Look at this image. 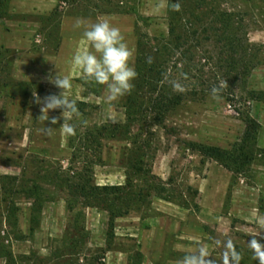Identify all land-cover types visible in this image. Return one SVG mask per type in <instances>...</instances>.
Instances as JSON below:
<instances>
[{
  "label": "rangeland",
  "instance_id": "rangeland-1",
  "mask_svg": "<svg viewBox=\"0 0 264 264\" xmlns=\"http://www.w3.org/2000/svg\"><path fill=\"white\" fill-rule=\"evenodd\" d=\"M11 1L0 0V264H143L145 257L149 264H180L201 245L213 264H225L229 240L240 264H259L250 242L264 245V101L251 92H264V0H217L237 14L241 37L251 46L249 56L239 58L245 75L224 79L209 72L212 86L223 84L221 99L211 92L188 97L163 122L136 79L133 95L109 103L105 86L90 81L68 56H55L64 36L68 54L78 48L94 53L83 33L107 20L120 29L135 68L138 39H170L169 11L179 0H67L66 6L57 0L50 14L23 13L30 11ZM172 60L170 89L189 90L194 74ZM58 72L72 83L66 95L78 107L67 114L74 135L61 128L62 109L50 111L46 121L36 102L61 94L52 82ZM246 115L261 129L259 154L243 175L189 149L203 143L233 150ZM110 124L122 125L114 137L113 128H104ZM47 127L54 128L51 134ZM83 177L94 186H126L129 194L83 195ZM115 208L123 215H111Z\"/></svg>",
  "mask_w": 264,
  "mask_h": 264
},
{
  "label": "trees",
  "instance_id": "trees-1",
  "mask_svg": "<svg viewBox=\"0 0 264 264\" xmlns=\"http://www.w3.org/2000/svg\"><path fill=\"white\" fill-rule=\"evenodd\" d=\"M62 1V0H60ZM180 10L175 11V3L169 11L168 40H154L150 44L148 37H141L137 42V60L135 70L138 73L136 88H147L150 93V109L156 117L165 118L168 111L181 105L187 98L197 99L205 97L211 92L209 83L211 73L220 78L232 77L238 79L245 75L246 62L239 61L240 54L249 56L251 50L247 40L241 37V27L235 21L237 14L227 9L222 10L217 0L215 6L209 0H179ZM212 1V0H210ZM0 14V18H1ZM211 50H208L209 47ZM2 56L0 50V58ZM147 57L153 58V63L146 62ZM176 59L177 65H182L187 72L192 71L193 84L189 90L174 93L170 88L173 80L167 64ZM245 61V59L243 60ZM245 70V71H244ZM222 93V90H221ZM133 95V93H131ZM253 100L264 101V92H251ZM132 101L130 98L129 102ZM130 104V103H129ZM130 106H127L129 112ZM245 131L239 144L233 150L203 143H190L189 149L196 151L203 159H211L231 171L235 175H243L259 154L260 124L250 115L243 117ZM104 128H113V137L118 134L122 125H106ZM8 178V177H7ZM78 188L83 195L97 193L105 197L125 199L126 186H94L88 178H82ZM143 193L140 191L139 197ZM161 195V194H160ZM42 203L35 202V206ZM111 215H123L121 209L111 210ZM114 224L109 225V236L113 235ZM142 258V255L140 256Z\"/></svg>",
  "mask_w": 264,
  "mask_h": 264
},
{
  "label": "clouds",
  "instance_id": "clouds-1",
  "mask_svg": "<svg viewBox=\"0 0 264 264\" xmlns=\"http://www.w3.org/2000/svg\"><path fill=\"white\" fill-rule=\"evenodd\" d=\"M175 11L180 10V4L176 3ZM79 27V22H77ZM84 38L90 42L93 52H79L77 51L73 56V64L81 69L84 75L97 85L105 86L106 102H115L120 98L131 94L134 89L133 81L137 78L138 73L130 64L132 58V50L125 42L120 29L113 26L107 20H101L91 25L83 33ZM98 54V55H97ZM148 64L153 63L152 57H147ZM52 82L56 87L63 91L59 96L51 95L44 100L39 96L36 97V102L43 106L41 111L43 115L40 117L49 119L48 113L52 110L62 109V115L65 123L61 126L64 132L69 135L75 134V128L68 123V113L77 114L78 107L74 99H70L66 93L72 88V83L69 77L62 76L59 72L52 77ZM223 84L213 86L211 89V97L214 100H220L221 90ZM52 123L57 121L54 119ZM54 128L47 127L44 129L51 134ZM220 242L217 241V244ZM226 261L225 264H240L241 256L236 251L234 245L229 240L225 243ZM255 258L259 264H264V245L258 243L255 239L250 242ZM180 264H213L207 246L201 245L198 251L192 254H187L180 261Z\"/></svg>",
  "mask_w": 264,
  "mask_h": 264
},
{
  "label": "crops",
  "instance_id": "crops-1",
  "mask_svg": "<svg viewBox=\"0 0 264 264\" xmlns=\"http://www.w3.org/2000/svg\"><path fill=\"white\" fill-rule=\"evenodd\" d=\"M43 0H12L11 2L17 5V8L19 7L21 10L25 11L26 9H29L30 12H23V11H19V13L23 12V13H38V14H50L52 13L55 8H56V3L57 0H51L52 2H50L49 4H46V6L42 5L41 2ZM30 2V3H27ZM63 37V34L61 35ZM69 40L67 38H65V36L62 38V43L61 46L59 48L58 54L55 57H59L62 58L65 55L68 56V61L73 62V56L77 51H80V48H78V50L76 49V51L74 53H69L66 52L67 49V45H68ZM34 53V55H36L37 52L32 50V54ZM143 264H149L148 259L145 257Z\"/></svg>",
  "mask_w": 264,
  "mask_h": 264
},
{
  "label": "built area",
  "instance_id": "built-area-1",
  "mask_svg": "<svg viewBox=\"0 0 264 264\" xmlns=\"http://www.w3.org/2000/svg\"><path fill=\"white\" fill-rule=\"evenodd\" d=\"M61 4H62L63 6H66V5H67V0H62V1H61Z\"/></svg>",
  "mask_w": 264,
  "mask_h": 264
}]
</instances>
